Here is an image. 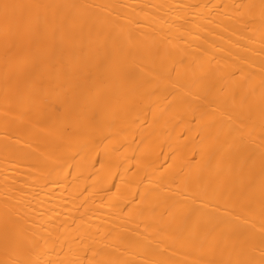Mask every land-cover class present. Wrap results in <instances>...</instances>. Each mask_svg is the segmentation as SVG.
<instances>
[{"label": "bare ground", "instance_id": "6f19581e", "mask_svg": "<svg viewBox=\"0 0 264 264\" xmlns=\"http://www.w3.org/2000/svg\"><path fill=\"white\" fill-rule=\"evenodd\" d=\"M0 264H264V0H0Z\"/></svg>", "mask_w": 264, "mask_h": 264}]
</instances>
